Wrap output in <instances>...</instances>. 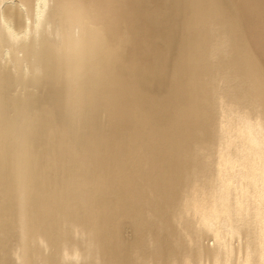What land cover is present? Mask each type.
<instances>
[{
    "label": "bare ground",
    "instance_id": "obj_1",
    "mask_svg": "<svg viewBox=\"0 0 264 264\" xmlns=\"http://www.w3.org/2000/svg\"><path fill=\"white\" fill-rule=\"evenodd\" d=\"M0 264H264V0H0Z\"/></svg>",
    "mask_w": 264,
    "mask_h": 264
}]
</instances>
